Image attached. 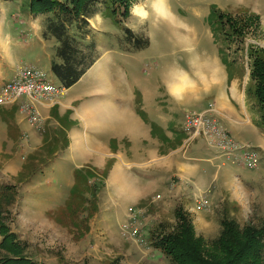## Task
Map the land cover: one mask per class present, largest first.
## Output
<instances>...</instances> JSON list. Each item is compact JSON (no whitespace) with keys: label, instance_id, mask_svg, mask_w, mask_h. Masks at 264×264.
Listing matches in <instances>:
<instances>
[{"label":"rangeland","instance_id":"374dc122","mask_svg":"<svg viewBox=\"0 0 264 264\" xmlns=\"http://www.w3.org/2000/svg\"><path fill=\"white\" fill-rule=\"evenodd\" d=\"M61 1L66 2V0ZM158 1H131L129 4L130 15L133 13L134 5L136 13V9L142 10L143 8L148 9L150 15L142 20L130 17L129 20L124 19L121 25H117L100 0L91 5L92 16L86 20V23L74 21L70 27H67V30L69 34L76 37L86 54V60L95 59L100 55L118 57H123L125 54L134 55L139 49L147 46L148 38L150 40L148 53L154 56H166V52H169L172 45L175 48L178 46L179 48H195L202 55H210L208 47L212 36L210 37L208 17L214 14L211 22H214L216 18L218 23V13L232 16L238 20L241 27L243 26L242 41L225 38L221 32L220 23L216 25L219 34L217 33V40L214 37V41L217 42L216 46L225 57L240 58L241 63L238 67H242L245 73V94L247 100L251 102V108L258 116L259 125L264 132L259 109L248 88L250 84L252 88L254 85L249 78L251 60L246 53L249 46L264 50V0H167V6L172 13L169 15L168 23L160 22L150 11L152 3ZM10 7L16 12L12 14ZM7 14H12V17L9 18ZM5 15L6 20L3 21ZM49 15L29 12L28 0H0L1 43H4L1 40L2 37H4L3 40H6L8 31L11 30L9 20H17L16 28L23 29L21 35L24 38L21 39L26 40L25 37L28 39L33 33L34 26L39 27L38 30L47 39L49 48H54L53 60L60 61L55 56L56 47L54 46L55 42L58 44L57 40L50 35H44ZM77 22L78 26L82 28L80 31L75 29ZM121 26L129 30V26H134L139 34L135 35L131 30L130 33L126 32ZM25 28L27 29L25 30ZM175 56L178 61L184 57L180 60L182 64L187 59V55L183 51L176 52ZM126 60L127 58H124L123 61ZM26 66L28 65L18 66L14 76ZM53 83L58 87L62 86L55 81ZM1 92L2 89L0 95ZM22 96L25 98V103L22 102L19 112L28 116L27 120L33 126L41 121L45 122L47 118L44 115H46L47 121L52 122L50 127L58 124L59 129L61 113L69 114V108H67L69 102L62 99L63 91L52 98H45L38 93H23L16 96L14 100L12 98L0 105H12ZM53 105L55 108L54 118L51 115ZM209 107L213 108L211 105ZM198 113L204 114V112L195 114ZM227 115L230 119L233 117L230 111H227ZM73 117L70 118V121H74ZM245 120L247 123L249 122L248 118ZM217 123L220 126V134L216 132L213 134L200 133L189 139L190 143L193 140L192 145H196L193 150H188L189 153L205 151V154L201 153V156L206 158L204 164L210 165L208 171L203 170V174H207L206 182L203 183L201 180V175L198 173L201 170L198 168L195 176L185 175L176 178V182H180L182 192H179L173 201H170V198H168L169 200L165 199V196L159 192V187L154 188L153 186L154 189L148 193L145 202L134 204L125 197V194L120 195L117 191L114 192L116 183L119 181L118 173L120 171L114 172L113 169L108 190L103 189V192L100 193V212L96 213L94 218L93 215L97 207L91 205L82 207L83 203L76 200L71 201L67 206H62L59 201L58 205L48 209V203L44 200L47 193L41 183L43 177H36L42 172L33 173L32 171L46 170V168L68 169L69 166L55 161L54 154L58 147L55 143L44 141L40 144L39 137L36 144L41 146L35 148L34 153L28 156L25 161H17L12 165H10L11 162H0L4 167L0 166V199L2 198L0 200L2 201L0 202V204L2 203L0 208V244L4 240V244L0 245V262L3 258L15 257L11 255L8 248L10 242L13 241L18 249L16 256L26 257L38 264H171L169 259L150 243V238L174 231L178 223L174 211L178 207L183 209V212L189 217L195 237L202 238L207 249L211 248L210 242L219 235L220 221L224 218L235 219L241 227L264 225V150L250 141L251 133L247 125L230 129L221 120H218ZM230 124L228 123V125ZM196 140H199L200 143H196ZM231 142H234L233 150L230 148ZM241 148H248L258 155V163L255 167L247 168L242 163L241 154L244 150ZM51 158L53 160H49ZM179 160L188 164L187 156L179 157ZM118 163V167L125 169L124 163L122 166L119 161ZM144 165L151 167L154 166V162L148 161ZM127 168L129 167L127 166ZM135 169L133 168L132 172ZM147 170L155 178V169ZM187 172V174H193L191 169ZM236 172L237 176H235ZM134 173L138 174L137 171ZM32 174L36 180L34 183L36 187L33 191H29L27 178ZM192 176L194 179L191 178ZM34 178L32 177V181ZM9 184L15 185L12 186L13 190L15 189L13 193L4 186ZM9 186L11 187V185ZM208 193L212 201L209 200L207 210H197L195 208L196 200L201 196H207ZM97 199H94V203ZM129 208H133V211ZM197 213H204L207 216L198 218ZM201 222L204 224L210 222L213 225L211 229H206L207 225L204 226L207 230L205 235L201 234L205 229H199ZM124 225L137 227L145 242H139L135 237L129 236L128 228H125ZM6 234H11V236L5 240Z\"/></svg>","mask_w":264,"mask_h":264},{"label":"crops","instance_id":"0c3cea01","mask_svg":"<svg viewBox=\"0 0 264 264\" xmlns=\"http://www.w3.org/2000/svg\"><path fill=\"white\" fill-rule=\"evenodd\" d=\"M10 10L12 14L16 12L11 7ZM142 11V14L134 11L135 15L132 13L126 19L131 17L142 20L150 15L148 9L142 8ZM12 14L7 15L10 18ZM213 15L208 17L210 37L212 36L208 48L210 56L213 55L220 66L221 83L218 89L204 95L197 102L183 106L174 104L167 96L160 76L171 64H185L180 61L184 57L178 61L175 56L176 52L185 47L175 48L172 45L166 56H154L148 53V38L147 46L134 55L96 57L75 83L64 87L62 99L69 102V114L61 113L59 129L58 124L50 127L52 122L47 121L46 115L45 122L31 125L27 120L28 116L19 112V107L25 101L24 96L15 100L12 105H0V162H11L12 165L17 161H25L34 153L35 148L41 146L36 144L39 137L40 144L44 141L55 143L58 147L54 154L56 157L53 158L68 165V169L46 168L32 171L42 172L35 176L43 177L42 182H39L43 183L42 188L47 193L44 200L48 203V209L58 205L59 201L62 206H67L76 200L83 203L82 207H97L95 214L93 213L94 218L100 212V193L103 189L108 190L113 169L114 172L120 171L114 192L125 194L134 204L145 202L148 193L156 187H159V192L165 199L173 201L182 192L176 178L195 176L198 168L201 170L198 173L203 183L207 181V174H203V170L208 171L210 165L204 164L206 158L201 156L205 151L188 152L196 147L195 144L192 145L193 140L190 143L185 125L188 112H204L207 117L223 121L230 129L247 125L251 133L250 141L264 150V132L245 94L243 68L238 67L241 60L238 57H225L216 46L217 42L214 40H217L219 32L216 18L211 22ZM4 20L6 15L3 16ZM16 21L9 20L11 30L8 31L6 40L2 37L4 43L0 41V90L13 78L16 68L23 64L39 67L48 80L61 85L51 71L54 48H49L47 39L36 26L28 39H21L23 29L16 28ZM55 44L57 45L56 42ZM124 58L127 60L123 61ZM51 108L54 118V105ZM227 111L233 114L231 119ZM72 116L74 121L71 122ZM245 118H248V123ZM196 143H200L199 140ZM185 156L188 164L179 160V157ZM118 161L120 166L124 163L125 169L118 167ZM148 161L154 162V166H145L144 163ZM2 165L1 163L0 166ZM133 168L136 169L132 172ZM189 168L193 174H187ZM147 169H155V178ZM237 175L236 172L235 176ZM32 177L34 178L33 174L27 178L29 191L36 187V180L34 178L32 181ZM191 178L194 179L193 176ZM9 185L4 186L13 193L15 189L12 186L15 185ZM207 197L211 202L209 193ZM96 198L98 199L94 203ZM198 216L202 218L207 215L202 213ZM210 222H201L199 229H205V225L206 229H211L213 225ZM206 229L202 230V235H205Z\"/></svg>","mask_w":264,"mask_h":264},{"label":"trees","instance_id":"16d2710c","mask_svg":"<svg viewBox=\"0 0 264 264\" xmlns=\"http://www.w3.org/2000/svg\"><path fill=\"white\" fill-rule=\"evenodd\" d=\"M97 1L100 0H28L29 12L50 14L46 20L44 35H50L57 40L55 56L60 60H52L51 71L65 88L75 83L94 61V58L86 60L85 52L76 37L69 34L67 27L74 21L86 23L92 16L91 5ZM101 1L117 25H121L122 21L129 17V4L133 0ZM218 23L225 38L242 41L244 30L237 19L218 13ZM78 25L77 22L76 31L82 29ZM123 29L130 33L128 28ZM246 53L251 60L249 78L254 85L253 88L251 84L247 87L256 101L264 125V50L249 46ZM174 212L178 219L174 231L150 238V243L164 254L171 264H264V225L241 227L235 219L224 218L220 221L219 235L210 242L211 248L207 249L203 239L195 237L190 219L183 209L178 207ZM10 236L11 234H6L5 240ZM3 244L4 240L0 245ZM8 248L15 257L3 258L0 264H38L26 257L16 256L18 249L13 241Z\"/></svg>","mask_w":264,"mask_h":264},{"label":"clouds","instance_id":"9594fccd","mask_svg":"<svg viewBox=\"0 0 264 264\" xmlns=\"http://www.w3.org/2000/svg\"><path fill=\"white\" fill-rule=\"evenodd\" d=\"M134 8L135 5L133 15ZM150 11L163 23H168V15L172 14L167 6V0L153 3ZM129 27L135 35L139 34L136 27ZM181 51L187 55L185 64H171L160 76L167 96L178 106L199 101L204 95L218 89L221 83L220 66L215 57L202 55L195 48H181Z\"/></svg>","mask_w":264,"mask_h":264},{"label":"built area","instance_id":"2783aa9c","mask_svg":"<svg viewBox=\"0 0 264 264\" xmlns=\"http://www.w3.org/2000/svg\"><path fill=\"white\" fill-rule=\"evenodd\" d=\"M64 91L63 86H56L53 82L49 81L44 72L35 66H26L19 71V73L14 76L9 82H7L2 87V92L0 95V103L16 98V96L23 93L31 94H41L45 98H52L54 95L59 92ZM218 120L214 118L207 117L205 114H195L188 112L186 114V129L190 135V138L193 136L199 135L200 133L204 134H213L216 132L220 134ZM234 142H231V149ZM242 151V163L247 168H253L258 163V155L248 148H241ZM233 150V149H232ZM209 206V198L207 196L199 197L195 202V208L197 210L206 209ZM133 211V208H129ZM125 228H128L127 233L129 236L135 237L139 242H145L144 237L139 233L137 227L130 225Z\"/></svg>","mask_w":264,"mask_h":264},{"label":"bare ground","instance_id":"6f19581e","mask_svg":"<svg viewBox=\"0 0 264 264\" xmlns=\"http://www.w3.org/2000/svg\"><path fill=\"white\" fill-rule=\"evenodd\" d=\"M136 11H137V13H140V14H142V12H143L140 8L136 9Z\"/></svg>","mask_w":264,"mask_h":264}]
</instances>
